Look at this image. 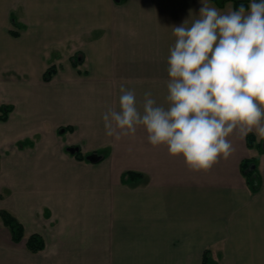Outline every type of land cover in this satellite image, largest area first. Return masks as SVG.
I'll return each mask as SVG.
<instances>
[{
  "label": "crops",
  "instance_id": "obj_1",
  "mask_svg": "<svg viewBox=\"0 0 264 264\" xmlns=\"http://www.w3.org/2000/svg\"><path fill=\"white\" fill-rule=\"evenodd\" d=\"M203 3L234 10L212 0H0V105H13L0 120V210L45 240L30 252L3 224L0 264H264V138L253 132L249 147L233 135L228 159L193 173L143 128L119 142L105 134L102 114L118 108L122 84L138 107L147 91L165 105L172 28L190 26Z\"/></svg>",
  "mask_w": 264,
  "mask_h": 264
},
{
  "label": "clouds",
  "instance_id": "obj_2",
  "mask_svg": "<svg viewBox=\"0 0 264 264\" xmlns=\"http://www.w3.org/2000/svg\"><path fill=\"white\" fill-rule=\"evenodd\" d=\"M185 24L172 28L166 106L147 91L138 107L135 90L122 84L118 108L102 121L116 142L143 128L152 147L166 146L190 172L207 173L231 156L233 135L264 138V0L225 13L203 3Z\"/></svg>",
  "mask_w": 264,
  "mask_h": 264
},
{
  "label": "trees",
  "instance_id": "obj_3",
  "mask_svg": "<svg viewBox=\"0 0 264 264\" xmlns=\"http://www.w3.org/2000/svg\"><path fill=\"white\" fill-rule=\"evenodd\" d=\"M217 6L223 7L226 2H232L234 9H237L241 4L245 5L247 8V5L249 4V0H212ZM12 34L14 36L18 35V32L12 31ZM79 62L78 59L74 60V64H77ZM57 67L55 65H51L46 73L44 74V79L46 81L50 80L52 76L56 73ZM13 109V105L11 104H4L0 105V120L6 121L9 117L10 112ZM256 141V135L254 133H249L247 135V143L249 147L254 146V142ZM78 158H82L80 155V152H76L74 154ZM255 162L253 159H246L243 160L241 163V169L242 172L246 175L248 183L251 185L253 190H257L259 188V177L256 172V168L254 167ZM135 174V173H134ZM138 174V173H136ZM133 173H125L124 174V180L133 178ZM0 219L2 223L9 228L12 239L14 242L19 243L23 239H26V247L30 252L37 253L39 251H42L45 248V240L44 237L39 233H32L28 236H26L24 225L18 220L14 214H12L10 211L6 209L0 210ZM207 258V255H205Z\"/></svg>",
  "mask_w": 264,
  "mask_h": 264
},
{
  "label": "water",
  "instance_id": "obj_4",
  "mask_svg": "<svg viewBox=\"0 0 264 264\" xmlns=\"http://www.w3.org/2000/svg\"><path fill=\"white\" fill-rule=\"evenodd\" d=\"M67 150L72 153V154H75L76 152L79 151V148L78 147H69L67 148ZM87 159L92 161V162H97L101 159V156L96 154V153H93V154H90L87 156Z\"/></svg>",
  "mask_w": 264,
  "mask_h": 264
},
{
  "label": "rangeland",
  "instance_id": "obj_5",
  "mask_svg": "<svg viewBox=\"0 0 264 264\" xmlns=\"http://www.w3.org/2000/svg\"><path fill=\"white\" fill-rule=\"evenodd\" d=\"M227 4H228L227 6H229V7L232 6V2H230V1H229ZM15 15L18 16V17H20L22 14H21V13H18V12H15ZM1 226H4V225H3V223H2V221H1V219H0V227H1ZM4 227H5V226H4Z\"/></svg>",
  "mask_w": 264,
  "mask_h": 264
}]
</instances>
